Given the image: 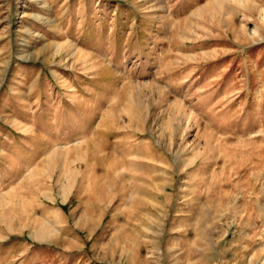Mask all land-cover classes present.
<instances>
[{
  "label": "rangeland",
  "instance_id": "rangeland-1",
  "mask_svg": "<svg viewBox=\"0 0 264 264\" xmlns=\"http://www.w3.org/2000/svg\"><path fill=\"white\" fill-rule=\"evenodd\" d=\"M0 264H264V0H0Z\"/></svg>",
  "mask_w": 264,
  "mask_h": 264
},
{
  "label": "bare ground",
  "instance_id": "bare-ground-1",
  "mask_svg": "<svg viewBox=\"0 0 264 264\" xmlns=\"http://www.w3.org/2000/svg\"><path fill=\"white\" fill-rule=\"evenodd\" d=\"M134 190H136L135 188H134ZM137 191V190H136Z\"/></svg>",
  "mask_w": 264,
  "mask_h": 264
}]
</instances>
